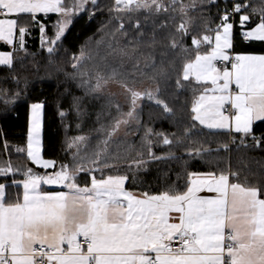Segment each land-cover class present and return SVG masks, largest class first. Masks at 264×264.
Returning a JSON list of instances; mask_svg holds the SVG:
<instances>
[{
    "label": "snow or ice",
    "instance_id": "6c2138e0",
    "mask_svg": "<svg viewBox=\"0 0 264 264\" xmlns=\"http://www.w3.org/2000/svg\"><path fill=\"white\" fill-rule=\"evenodd\" d=\"M178 2L114 0L111 10L159 15L170 9L176 11ZM88 4L96 5L97 0H0V16L14 17L0 19V41L13 44L14 35L18 36L16 50L23 49L29 23H39L37 14L55 13L58 19L54 38L45 40V28L40 26L42 44L51 45L47 47L51 54L75 16L87 11ZM188 7L181 3L179 11L186 15ZM245 10H250L249 14H244ZM234 14L239 15L240 35L245 42H264V6L253 7L248 0L235 3L231 13L225 10L220 24L207 30L214 35L192 36L191 48L182 43L184 36L191 35L190 20H182L176 27L180 42L175 35L170 37L169 47L184 54L176 88L191 81L199 86V95L190 109L192 124L185 129V136L198 123L209 130L242 134V145L245 138L251 137L255 147H261L264 138L255 136L253 126L264 122V54H233L234 24L230 17ZM253 17L256 23L249 28ZM135 26L140 27L138 21ZM123 27L121 23L120 29ZM204 46L207 50L201 52ZM83 56L81 52L80 57H74L73 68L78 67ZM12 65L13 53L0 52V66L11 69ZM109 80L124 88L129 110L113 122L105 139L91 153L81 155V146L87 148V138L81 136L68 145L76 148L72 163L62 164L50 173L41 175L30 167L15 168L10 160L0 161V177L17 173L24 177L13 179L11 185L0 183V264H264V189L230 182L237 173L210 172L202 177L190 173L185 191L172 188L154 195L127 191V175L96 177L95 172L115 167L109 163L108 154L112 137L121 125L140 122L142 101L162 109L164 116L174 115L173 108L161 98L159 85L138 91L115 70L107 78L98 75L94 85L85 83L96 91ZM0 102L8 101L0 98ZM31 108L27 156L44 169H55V161L40 157L43 105L34 103ZM116 108L120 112V106ZM153 135L160 138L163 146L182 143L181 139L174 141L165 133L147 128L143 140L148 147V160L138 153L137 159L126 163L127 168L140 169L151 160L174 158L171 153L155 155L150 139ZM223 148L227 150L228 145ZM186 151L189 156H200L209 150L201 147ZM82 172L90 175V186L77 182ZM10 186H22V193L9 198ZM42 186H57L60 190L46 191ZM204 190L214 195H197Z\"/></svg>",
    "mask_w": 264,
    "mask_h": 264
},
{
    "label": "trees",
    "instance_id": "16d2710c",
    "mask_svg": "<svg viewBox=\"0 0 264 264\" xmlns=\"http://www.w3.org/2000/svg\"><path fill=\"white\" fill-rule=\"evenodd\" d=\"M168 2L164 0L165 4ZM237 2L239 0H216L215 3L211 0H180L175 6L176 11L170 9L157 15L145 11L117 13L111 10L114 0H97L96 5L88 4L87 11L75 16L51 54L47 51L51 45L42 44L40 26L45 28V40L54 38L58 15L38 17L39 23H32L25 36V47L13 49L12 68L0 66V98L8 101L0 102V161L10 160L15 168L26 170L30 167L41 175L46 172L36 167L27 156L29 110L34 103L42 104L44 108L43 156L56 162L55 170L62 164L72 163L76 148L68 145L76 137L87 138V148L81 146V155L91 153L105 139L113 122L129 110L127 94L117 81L102 82V87L96 91L89 87V83L95 84L98 75L107 78L115 70L138 91L155 89L159 85L161 98L173 108L174 115L164 116L162 109L142 101L140 122L121 125L112 137L108 154L109 163L115 167L106 168L103 173L95 172L97 178L102 174L127 175L126 189L154 195L172 188L185 191L190 173L214 172L218 175L233 172L238 175L230 177L231 182L264 189V143L255 147L253 139L247 137L244 139L247 146H244L241 134L209 130L198 123L190 135L185 136V129L192 124L190 109L195 96L199 95V86L191 81L185 82L181 89L176 88L175 80L184 54L169 47L173 35L180 42L175 30L182 20H190L191 35L184 36L182 43L191 48V37L206 33L214 35L207 30L215 29L222 13ZM248 2L256 8L264 6L261 0ZM181 3L189 6L186 15L179 11ZM249 11L245 10L244 14ZM137 21L139 28L135 26ZM121 23L123 29H120ZM255 23L256 17H253L247 27L251 28ZM240 31L239 15L236 14L234 53L264 52V43L245 44ZM206 50L207 46L201 48V52ZM81 52L83 59L77 68H73L74 57H80ZM109 85H116L124 91L120 94L111 92ZM147 128L154 133H165L174 141L181 139L182 143L163 146L160 138L153 135L150 139L155 155L171 153L174 158L151 160L140 169H129L126 163L137 159L138 153H143V158L148 160V147L143 140ZM253 132L256 137L264 138V122L256 123ZM223 145H228L227 150ZM201 147L209 151L200 156L187 154V148ZM17 148L25 151L18 153ZM13 179L22 180L24 177L20 173L10 174L0 177V183L11 185ZM77 182L81 186H90V175L82 172ZM7 192L9 198H14L20 191L10 186Z\"/></svg>",
    "mask_w": 264,
    "mask_h": 264
},
{
    "label": "crops",
    "instance_id": "0c3cea01",
    "mask_svg": "<svg viewBox=\"0 0 264 264\" xmlns=\"http://www.w3.org/2000/svg\"><path fill=\"white\" fill-rule=\"evenodd\" d=\"M51 15H57V14H55V13H49V14H47V15H45V14H43V13H40V14H37V18L38 17H48V16H51ZM8 18H14V17H3L2 19H8ZM230 22H232L233 24H234V21H230ZM32 25V23H29V27ZM25 39V38H24ZM245 44H249V43H251V44H258V43H264V42H244ZM233 45H234V28H233ZM17 46H19V44H18V36H15L14 35V37H13V44H8V43H6L5 41H0V52H12L13 53V49L15 48V47H17ZM232 52H233V54H235L234 53V51H233V49H232ZM240 53H242V54H264V52L262 51V52H240ZM43 114H44V108H42L41 109V130H40V144H39V151H40V157H41V159H43V160H47V159H45L44 158V156H43ZM31 118H32V108H31V106H30V110H29V127H30V122H31ZM256 123H259V122H256ZM255 123V124H256ZM254 124V125H255ZM203 127V126H202ZM204 128V127H203ZM207 129V128H206ZM214 131H225V130H214ZM226 132H228V131H226ZM229 133H232V134H238V133H235L234 131L233 132H229ZM242 135V134H241ZM27 144H28V140H27ZM34 147H35V145H34ZM30 159V158H29ZM31 161V160H30ZM32 162V161H31ZM33 163V162H32ZM34 164V163H33ZM36 167H38V168H41V169H43V170H45V171H53V170H55V169H52V168H49V169H44V168H42L39 164H34ZM201 177L202 176H204L205 174H199ZM231 182V181H230ZM126 184V183H125ZM43 188H44V190H46V191H56V190H60L59 188H57V186H42ZM125 189H126V187H125ZM127 191H129V192H132L133 194H136V195H140L141 193H137V192H133V191H130V190H128V189H126ZM19 191L22 193V186L21 187H19ZM197 195L198 196H209V195H214L213 193H209V192H207L206 190H204V191H201V192H198L197 193ZM171 215H173V216H175V215H177L176 213H172ZM172 222H177V221H172ZM65 247H66V245H65Z\"/></svg>",
    "mask_w": 264,
    "mask_h": 264
},
{
    "label": "rangeland",
    "instance_id": "374dc122",
    "mask_svg": "<svg viewBox=\"0 0 264 264\" xmlns=\"http://www.w3.org/2000/svg\"><path fill=\"white\" fill-rule=\"evenodd\" d=\"M109 91L114 92V93H122L124 90L122 88H119L116 85H109L108 87Z\"/></svg>",
    "mask_w": 264,
    "mask_h": 264
},
{
    "label": "built area",
    "instance_id": "2783aa9c",
    "mask_svg": "<svg viewBox=\"0 0 264 264\" xmlns=\"http://www.w3.org/2000/svg\"><path fill=\"white\" fill-rule=\"evenodd\" d=\"M232 8H233V7H231V8L228 9L227 11H228L229 13H231ZM224 13H225V11L222 13L221 17L224 15ZM235 16H236V14L232 15V16L230 17V21H234ZM3 17H7V16H0V19H2ZM219 24H220V21L217 23V26H218Z\"/></svg>",
    "mask_w": 264,
    "mask_h": 264
}]
</instances>
